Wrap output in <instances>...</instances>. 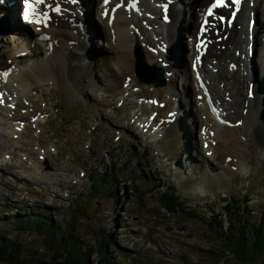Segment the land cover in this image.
<instances>
[{"label":"rangeland","instance_id":"374dc122","mask_svg":"<svg viewBox=\"0 0 264 264\" xmlns=\"http://www.w3.org/2000/svg\"><path fill=\"white\" fill-rule=\"evenodd\" d=\"M158 13L160 11L156 9L157 17L151 14L138 16L136 23L139 29V32L135 33L137 45L145 50L148 64H151L149 58L156 57L147 45L157 48L158 44L167 41L166 32L162 29L164 24ZM178 13L182 14L179 7ZM0 14L4 17L5 12L0 10ZM4 22L0 20V38L11 36L14 30L12 26L9 29ZM243 25L245 26V23ZM26 32L28 37L34 38L37 35L33 27L23 25L21 33ZM87 33L91 37L93 31L89 29ZM182 33L185 36L187 34L185 31ZM93 37L87 43L90 56L92 48H102V52L110 50V43L104 46L102 44L103 35L98 33ZM245 56L247 61L249 55ZM102 58L104 61L105 56ZM53 63L55 65L57 62ZM90 63L93 68L97 66L93 62ZM154 64L158 62L155 61ZM247 65L246 63L245 74L248 71ZM171 72L173 75L183 72L189 77V74L182 71L177 60ZM96 76L100 77L102 84L101 74ZM99 79L93 85H83L85 87L80 94L73 97L55 85L40 84L35 91L25 94L31 104L19 98L21 108H12L15 110L13 114L18 116L17 124L13 119L0 117V230L13 228L12 217L17 216L16 212L10 211L6 206H15L29 214H44L60 223L70 221L69 209L74 206L72 201L75 199L87 205L86 214L79 216V236L81 239L86 238L88 244L93 246L98 245L96 232L109 233L112 244L125 251V254L116 257L118 264H130L137 251L143 253V258L138 264H213L214 260L208 252L211 249L218 254L217 264L232 263L233 260H229L228 256L222 257V253L217 252L219 250L215 248L217 242L214 240V233L206 221L212 219L209 215L211 211L222 212L223 201L230 199H235L238 204L230 214H237L247 221L260 220L264 207V159L259 149L252 140L249 143L241 140L240 127H237L240 123L234 122L232 128L235 135L228 139V147L237 149L239 160L249 161L256 168L260 167L259 180L249 177V174H252L250 171L237 172L229 177L226 185L214 186L207 177L204 187L207 186L216 194L206 196L198 195L197 191L194 193L188 186L184 187L186 183L177 187L179 182L176 176H173L169 158V155H173L169 154L167 145L155 141L152 132L150 133L151 129H145L139 124L147 116L156 113L166 117L169 109L175 107V101L166 98L171 94L169 85L154 88L140 84L135 78L136 83L131 91L123 89L112 93L107 87L96 86ZM184 81L187 84L185 91L190 103L188 107L185 103L183 105L190 110L193 106L192 96L188 91V80L179 76L178 82L181 84ZM71 84L73 88L77 87L76 82ZM256 95L258 96L257 93ZM156 97L159 103L153 102ZM214 100L213 97L212 102ZM22 103L26 107H22ZM192 112V128H196L195 112ZM3 115L9 116V113L5 112ZM36 115L41 116L39 118ZM22 116H25V121L20 118ZM207 128L208 133L212 131V125ZM227 134L229 133L222 128L219 129V136ZM208 145L211 148L210 141ZM199 147L202 151L200 144ZM138 154L150 158V165L145 159L140 163ZM191 160L190 158L189 161ZM231 161L230 158L226 159L229 165ZM113 162L121 169L111 181L117 187L115 198L110 197L109 188L100 183L98 176L94 180L89 176L95 171H105V164ZM206 162V170L215 167L213 158L209 157ZM217 164L221 165L219 161ZM189 165L196 169L195 164ZM132 177H135L145 193L141 199H136L130 192ZM165 181L166 187H172L180 201L190 212L195 213L198 219L181 213L171 215L161 207L156 186L164 184ZM93 182L99 188L96 192L91 189ZM246 192L251 195L252 204L249 209L255 211L254 213L243 207V199L240 202L238 200V196ZM23 211L21 213H24ZM55 211L59 216L53 214ZM64 227L66 226H59L60 229ZM37 238L34 233L23 242L25 245L31 244L32 239ZM116 253L117 251L112 252V255L116 256Z\"/></svg>","mask_w":264,"mask_h":264},{"label":"bare ground","instance_id":"6f19581e","mask_svg":"<svg viewBox=\"0 0 264 264\" xmlns=\"http://www.w3.org/2000/svg\"><path fill=\"white\" fill-rule=\"evenodd\" d=\"M34 1L36 0H29V3L34 5L35 14L30 11L29 20H25V0L17 2L15 0H0V9L9 12L6 14L9 19L4 20L9 29L14 25L13 12L18 9L20 23L22 21L24 24L32 25L37 34L34 38L28 37L27 32L18 33V29L15 27L11 36L0 38L1 118L8 117L7 119H13L17 124L18 116L13 114L15 110L12 108H16V110L21 108L20 102H18L19 98H23L31 104L32 102L25 94L35 91L40 84L55 85L66 92L68 96L73 97L80 94L82 88L85 87L83 85H93L97 81L96 74H101V86L107 87L112 93L123 89L131 91L132 85L135 83L133 48L137 45L135 33L139 32L136 27L137 18L146 14L157 17L155 14L157 9L160 11L158 15L164 24L162 29L166 32L167 41L158 44L157 48L149 45L147 48L154 57L165 60L164 52L160 49L161 47L168 48L167 43L171 40L174 41L173 65L177 60L182 71L189 74L188 79L185 80H188L190 87L188 91L192 96L191 100H194L196 118L194 117L195 124L194 122L193 124L196 128L199 127L194 138L188 132L186 133L185 143L180 141L175 127H172L171 132L167 135V147L174 157L179 155V151L183 147L188 148V140L189 149L191 143L193 150V145L197 146V150L194 151L198 152L196 157H199L200 163L190 157L191 161L180 163V165L176 164V178L178 181L186 182L184 187L193 188L194 193L197 191L198 195L206 196L216 194L207 186L204 187L207 177L211 181V185L221 186L222 184L226 185L227 180H230L229 177L237 172H254L258 169L249 161L239 160L237 149L229 148L227 143L228 139L235 135L233 134L234 128H232L234 122H239L242 126L246 125L245 131L255 133V139L259 140L260 152L264 159V128L261 120L255 116L249 118L251 112L248 114L250 110L248 93L252 76L249 71L250 59L252 54L255 55L257 52L258 60L264 61V42H261L258 35H255L256 31L252 26V20H254L259 3H264V0H241L238 10L237 6L215 8L214 15L211 17L206 16L205 13L215 0H177L182 8L183 6L184 9L188 8L187 11L185 10L187 13L180 16L178 20L174 15L170 18L171 13L174 12L173 9L164 10L159 7L160 4H167L171 1L174 3L175 0H109L107 4L105 0H91V3L90 0H80L86 9V16L90 20H92V8L94 10L96 17L93 22H97L90 21L89 29L93 31L92 34L103 35V45L111 44V48L107 52H102L99 48L92 50L90 57H87L85 52V43L91 41L93 35L90 37L87 33L88 29L81 24L82 12L67 0H45L43 4ZM56 4L61 8L59 14L49 7V5L55 6ZM117 4L122 6L118 8ZM44 13L50 18L46 19ZM108 14L110 15L107 16ZM259 15L261 17V14ZM41 17L46 19V26L43 22H35L44 21ZM220 17L224 19L222 20ZM2 18V14H0V20ZM100 22L101 24H99ZM19 25L22 26V23ZM78 29L82 36L77 33ZM182 31L189 34L186 46H184L183 38L181 39L180 32ZM256 37L257 40H255ZM174 53L178 55L176 56ZM246 54L249 55L247 61L245 60ZM103 55L105 56L104 61L102 60ZM185 57L188 58V61ZM156 58H149V62L155 63ZM89 60L98 67L94 66L93 68ZM53 61L57 63L54 65ZM246 63L248 64L247 74H245ZM231 67H236V70L232 69L231 71ZM168 71L171 94L166 98H178L177 87L175 89L177 76L172 74L170 68ZM258 71V90H261V81L264 82L261 66ZM181 74L186 75L183 72ZM71 82H76L77 87L73 88ZM213 97L215 100L212 102ZM153 102L159 103L158 98L156 97ZM22 104V107H26L24 103ZM251 104L257 105V100L253 101L252 99ZM5 112L9 113V116H4ZM36 116L40 118L41 115ZM156 116L158 119L150 115L139 123L141 127L151 129L155 139L163 131L166 133L175 124L176 119V114L172 109L166 117ZM20 118L25 121V116ZM166 119L173 122L167 124ZM219 124L221 125L219 126ZM210 125H212V131L208 133L207 126L210 128ZM220 128L231 136L229 134L219 136ZM241 139H243L242 136ZM195 140H198L197 145L192 142ZM208 141H210L211 148H209ZM198 143L201 145L202 151ZM238 147L240 146L238 145ZM209 157L214 159L215 167L212 166L206 170L205 165ZM227 158L232 160L230 165L227 164L229 162H226ZM217 161L221 165L217 164ZM189 164H195L197 171ZM198 175H200V179L196 178Z\"/></svg>","mask_w":264,"mask_h":264},{"label":"trees","instance_id":"16d2710c","mask_svg":"<svg viewBox=\"0 0 264 264\" xmlns=\"http://www.w3.org/2000/svg\"><path fill=\"white\" fill-rule=\"evenodd\" d=\"M139 156L138 154L140 163L145 159L150 165V159L146 155ZM105 168V171H95L89 176L92 180L98 176L100 183L109 188L110 197L115 198L117 187L111 181L120 168L116 162L105 164ZM131 181L129 189L132 196L141 199L145 194L144 191L135 177H132ZM156 188L159 192V203L169 214L181 213L189 215L192 219L199 218L180 201L173 188L166 187V182ZM91 189L93 192L99 190L98 185L94 182ZM238 197L239 202L241 199L244 200L243 207L245 206L251 213L255 212L249 209L250 194ZM72 202L74 206L69 209L70 221H61L60 223L53 220V217L51 219L44 214H29L15 206H6L10 211L16 212L17 216L12 217L14 219L13 228L0 230V264H118L115 261L116 257L125 254V251L119 250L112 244L109 233L105 234L102 231L95 233L98 245L92 246V244H88L86 238L81 239L78 234V220L81 214H86L87 205L75 199ZM237 205L235 199H230L222 205V212L211 211L212 219L206 223L214 233V240L217 242L215 248L219 250L217 252L222 253V257L225 255L229 260H233L230 264H264V207L259 217L260 220L254 222L247 221L237 214H230ZM53 214L59 216L57 211ZM60 225L66 227L60 229ZM34 233L38 238L32 239L31 244L25 245L24 239L30 238ZM217 244L220 245L217 246ZM116 251V256H113L112 252ZM208 252L214 263L217 264L218 254L216 251L211 249ZM141 258H143V253L137 251L135 259L130 264H138Z\"/></svg>","mask_w":264,"mask_h":264},{"label":"water","instance_id":"95a60500","mask_svg":"<svg viewBox=\"0 0 264 264\" xmlns=\"http://www.w3.org/2000/svg\"><path fill=\"white\" fill-rule=\"evenodd\" d=\"M172 42V40L170 41ZM134 57H135V74L136 77L139 81V83L141 84H145V85H152L155 88H159V87H165L168 84V79L166 77V68L159 66V65H150L147 63V59H146V55L144 50L141 47H136L135 51H134ZM250 101V110L248 111L250 114V117H254L255 113L259 114L258 108L256 107V112L254 107H251V99ZM246 107V105H245ZM261 115V113H260ZM259 115V116H260ZM264 116V113L262 112V118ZM255 117L258 118V116L256 115ZM258 120H261V118H258ZM262 123V121H261ZM246 126H243V131L245 132ZM249 135L251 136V140L252 142L256 145V147L259 149L260 152V143L259 140L255 139V133H249ZM261 153V152H260Z\"/></svg>","mask_w":264,"mask_h":264},{"label":"snow or ice","instance_id":"6c2138e0","mask_svg":"<svg viewBox=\"0 0 264 264\" xmlns=\"http://www.w3.org/2000/svg\"><path fill=\"white\" fill-rule=\"evenodd\" d=\"M37 3L43 4L45 2V0H36ZM109 2V0H105V3L107 4ZM241 3V0H215V3L212 5L211 8L208 9V16L211 17L214 15V9L215 8H228L231 6H237V10H238V6ZM122 5L117 4V7H121ZM25 7H26V11L24 14V18L25 20H29V12L31 11L33 14H35V7L33 4L29 3V0H25ZM49 7L55 11L57 14H59L61 12V8L59 7L58 4H56L55 6L53 5H49ZM43 15H45L46 19L50 18L47 17V14L44 13ZM46 19L44 21H35L36 23H45L46 26ZM220 19H224L223 17H220ZM32 22V21H30Z\"/></svg>","mask_w":264,"mask_h":264}]
</instances>
